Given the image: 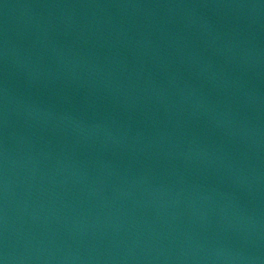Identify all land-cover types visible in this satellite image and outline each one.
I'll list each match as a JSON object with an SVG mask.
<instances>
[{
  "label": "water",
  "instance_id": "1",
  "mask_svg": "<svg viewBox=\"0 0 264 264\" xmlns=\"http://www.w3.org/2000/svg\"><path fill=\"white\" fill-rule=\"evenodd\" d=\"M198 0H0V264H221Z\"/></svg>",
  "mask_w": 264,
  "mask_h": 264
}]
</instances>
